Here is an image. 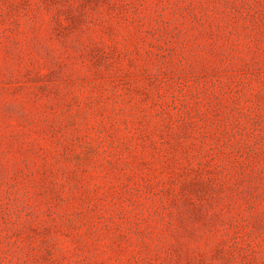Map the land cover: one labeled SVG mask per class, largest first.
<instances>
[{"label":"rangeland","instance_id":"374dc122","mask_svg":"<svg viewBox=\"0 0 264 264\" xmlns=\"http://www.w3.org/2000/svg\"><path fill=\"white\" fill-rule=\"evenodd\" d=\"M0 264H264V0H0Z\"/></svg>","mask_w":264,"mask_h":264}]
</instances>
